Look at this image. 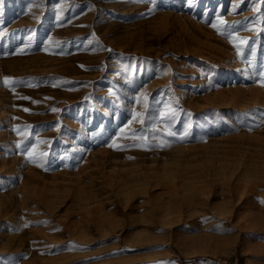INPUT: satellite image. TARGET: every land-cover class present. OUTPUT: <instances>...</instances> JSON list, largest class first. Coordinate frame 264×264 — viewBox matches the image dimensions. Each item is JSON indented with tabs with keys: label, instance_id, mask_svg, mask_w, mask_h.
<instances>
[{
	"label": "rangeland",
	"instance_id": "rangeland-1",
	"mask_svg": "<svg viewBox=\"0 0 264 264\" xmlns=\"http://www.w3.org/2000/svg\"><path fill=\"white\" fill-rule=\"evenodd\" d=\"M247 2L0 0V264H264Z\"/></svg>",
	"mask_w": 264,
	"mask_h": 264
},
{
	"label": "bare ground",
	"instance_id": "bare-ground-1",
	"mask_svg": "<svg viewBox=\"0 0 264 264\" xmlns=\"http://www.w3.org/2000/svg\"><path fill=\"white\" fill-rule=\"evenodd\" d=\"M233 1V0H232ZM246 0H236V3H243V2H245ZM248 2V4H249V7L251 8V10H252V12H251V14H252V16H253V19L255 18V19H258V18H260V16H261V14H260V12L257 10V8L259 7V5H258V7L257 6H255L256 4L253 2V0H247ZM247 4V5H248ZM255 4V5H254ZM236 5V4H235ZM233 7V6H232ZM248 8V7H247ZM254 9H256V10H254ZM254 10V11H253ZM248 14V13H247ZM250 14V13H249ZM248 14V15H249ZM254 19V20H255ZM255 21H257V20H255ZM259 21V20H258ZM257 21V22H258ZM260 23V22H259ZM254 25H256V24H254ZM260 25H258L257 27H259ZM257 29V28H256ZM258 29H260V27L258 28ZM213 46V45H212ZM216 47H217V45H216ZM224 48V47H223ZM222 49V48H221ZM225 49V48H224ZM231 53V52H230ZM233 56V55H232ZM240 69V68H239ZM239 69H237L238 70V72H240L241 70H239ZM242 73V72H241ZM256 96V95H255ZM256 97H259V96H256ZM255 100V99H254ZM253 100V101H254ZM262 100V99H261ZM256 101V100H255ZM260 101V100H259ZM261 102V101H260ZM219 167H222V163L221 162H219ZM237 167H234L233 169H232V171L233 170H235ZM220 170V169H219ZM231 170V169H230ZM220 171H223V172H225L224 170H220ZM232 173V172H231ZM227 177V179H230V176H229V174L228 175H223V178H226ZM245 200H246V198L244 197V194L242 193V192H240L239 193V195L237 194V195H235L234 196V203L233 204H237V208H236V210L238 209V210H241L242 209V205H240V204H246V202H245ZM233 212V211H232ZM247 221V219H245L244 220V222H246ZM244 222H242V224L244 225Z\"/></svg>",
	"mask_w": 264,
	"mask_h": 264
},
{
	"label": "snow or ice",
	"instance_id": "snow-or-ice-1",
	"mask_svg": "<svg viewBox=\"0 0 264 264\" xmlns=\"http://www.w3.org/2000/svg\"><path fill=\"white\" fill-rule=\"evenodd\" d=\"M215 26V25H214ZM262 85H264V80H262Z\"/></svg>",
	"mask_w": 264,
	"mask_h": 264
}]
</instances>
